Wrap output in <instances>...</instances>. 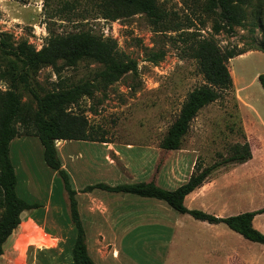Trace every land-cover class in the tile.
Segmentation results:
<instances>
[{
  "label": "rangeland",
  "instance_id": "374dc122",
  "mask_svg": "<svg viewBox=\"0 0 264 264\" xmlns=\"http://www.w3.org/2000/svg\"><path fill=\"white\" fill-rule=\"evenodd\" d=\"M157 2L164 13L161 22L153 21L145 13L107 19L99 14L95 0H28L26 3L0 0V33H7L13 43L27 41L40 49L51 35L86 30L114 39L124 58L135 61L136 67L119 80L106 87L99 85L92 96H84L70 106L73 112L87 116L91 130L98 137L116 144L120 151L80 152L81 156L73 159L58 153L64 168L69 164L78 170L85 163L89 169L87 180L77 173L76 182L115 184L138 182L146 177L175 186L187 179L197 166L205 168L216 163L206 181L210 183L205 191H219L224 199L222 215H227L230 209H227L226 199L232 193L228 189V174L242 163L224 162V159L232 154L233 145L248 140L250 133L264 135V125L256 124L254 119L260 115L253 113L256 108L264 118V88L258 78L264 73V52L261 51L264 47V0H253L246 6L248 15L242 25L232 30L223 28L218 33L213 31L218 14L205 10L206 0ZM196 36L213 37L222 48L251 53L229 60L236 79L233 87L199 111L180 149L164 150L160 143L176 120L187 94L204 83L197 60L189 50ZM11 60L21 66L18 59L0 52V90L11 84V79L5 75ZM102 68L101 63L90 59L74 65L59 60L54 67H42L31 78L32 85L40 94L68 88L93 79ZM18 92L22 103L34 109L36 103L22 83ZM244 94L249 98L248 105L251 103L255 108L244 106L247 104L241 97ZM20 132L11 141L10 154L18 177V194L27 198L31 207L21 214L22 225L8 238L0 264H70V255L73 264L70 246L76 229L62 179L46 165L40 154L42 144L38 137L22 134L23 128ZM56 147H60L59 140ZM168 176L171 179L167 181L165 177ZM221 178L223 181L212 182ZM71 182L73 185L72 178ZM215 204L207 203L208 206ZM215 212L213 214L220 215ZM184 216L197 223H207L189 214ZM36 224L60 237L56 253L36 248L53 243ZM191 228L200 232L202 238L186 239L190 245H197L191 247L196 251V258L188 264H254L249 257L258 251L224 223L213 228L202 224ZM149 234L143 229L133 232L124 238V248L129 252L136 250L140 264H162V260L152 254L155 241ZM191 250L183 255L187 262Z\"/></svg>",
  "mask_w": 264,
  "mask_h": 264
},
{
  "label": "trees",
  "instance_id": "16d2710c",
  "mask_svg": "<svg viewBox=\"0 0 264 264\" xmlns=\"http://www.w3.org/2000/svg\"><path fill=\"white\" fill-rule=\"evenodd\" d=\"M27 2L28 0H18ZM102 17L116 20L136 13H145L155 22H161L164 13L157 0H95ZM253 0H206L205 10L218 14L213 31L223 28L232 30L240 26L247 18L246 6ZM192 57L197 60L204 83L194 87L186 96L176 120L169 127L160 143V148L174 151L181 148L182 139L189 131L192 120L199 111L219 99L225 91L233 87L234 80L229 60L246 53L222 48L213 37L196 36L189 45ZM264 52V47L261 48ZM0 52L4 56H13L21 62L10 61L5 71L11 84L0 90V256L13 231L21 224V214L30 209L29 200L17 192L18 177L10 154L11 141L18 136L20 128L25 135L37 136L43 146V158L48 167L56 171L62 179L69 201L70 217L76 229V238L72 249L74 264H96L91 257L86 231L81 219L76 189L71 176L63 167L56 147L57 140L106 141L91 130L88 118L83 113L70 110L84 96H92L98 86H108L116 82L126 72L134 69L136 63L124 58L114 39L104 38L90 31L81 30L66 35H51L40 49L27 41L13 43L7 33H0ZM83 59L102 64L91 80H85L68 88L49 90L43 94L36 91L31 78L45 66H56L59 60L74 65ZM264 88V73L259 74ZM22 83L35 103L31 108L22 103L18 86ZM253 151L249 140L236 143L232 154L224 162L244 163L251 159ZM216 163L200 168L196 167L189 178L174 189L161 186L157 179L110 185L104 182L88 185L83 190L95 188L111 192L136 194L142 197L156 198L167 202L173 209L190 214L196 219L217 224L224 223L243 237L264 244V234L254 228L252 220L255 214L264 212V207L255 211H246L235 215L219 216L201 209H190L185 205V197L201 187L208 179Z\"/></svg>",
  "mask_w": 264,
  "mask_h": 264
},
{
  "label": "crops",
  "instance_id": "0c3cea01",
  "mask_svg": "<svg viewBox=\"0 0 264 264\" xmlns=\"http://www.w3.org/2000/svg\"><path fill=\"white\" fill-rule=\"evenodd\" d=\"M248 53L251 52L236 57ZM232 76L234 82H236L233 73ZM241 97L244 102L245 100L246 102L249 100L245 94L241 95ZM244 104L247 108L249 105L250 109L255 108L251 103H249V105L248 102L247 104ZM254 110L253 113H259L260 115V118L257 115V118H254L257 122L256 124L264 125L262 114L258 112L256 108ZM252 116H254V114ZM248 140L253 151L252 158L245 163L239 164L228 174V189L232 192L226 199L228 201L227 209H230L228 214L222 215L224 210L222 200L224 199L218 193L219 191L215 192L213 190L206 193L205 188L210 182H205L201 187L195 189L185 197L184 202L188 208H200L201 210L212 214L216 211L215 213H220L222 216H229L246 211H255L264 207V135L260 137L258 134L250 133ZM59 144L60 147H57L58 153L63 155V157L68 156L72 159L74 157L79 158L81 156L80 152L90 153L91 151H94L96 153L100 152L101 154H106L111 149L118 153L120 152L117 145L109 141L59 140ZM26 153H24V155L27 156L28 153ZM41 153L43 155V146L42 148L40 146V154ZM81 162L83 163V161ZM82 166V168L77 170L67 164L65 165V169L70 174L73 180V187L77 191L76 197L78 208L86 231L88 251L96 264H140L136 258L137 251L134 249L131 252L125 250L123 240L133 232L141 229L148 231L150 233L149 237L154 239L155 245L153 246L152 254L154 257L161 259L162 264H188L196 258V251L191 248L196 244L192 243L190 245V243L185 242L186 239L194 238L196 240L198 236L199 238H202L200 232L195 228H191V226L195 227L197 224H202V226L206 225L213 228V226L220 224H213L207 221H205L207 223H197V221L188 219L182 213H175L167 202L156 198L142 197L136 194L111 192L100 188H95L91 191H84L83 189L86 186L103 181L76 182L75 177L77 173L82 175L83 180H87L89 169L85 166V163H83ZM163 175L165 176L164 171ZM165 179L168 181L171 177L168 176V178L165 177ZM187 179L175 186H167V182H162L161 180L158 181V183L165 188L174 189L184 183ZM146 180L149 179L145 177L142 181ZM134 181L136 182V180ZM219 181H223V179H214L212 182ZM104 183L110 185L120 184L106 181ZM187 202L190 204L187 205ZM208 202L216 204L208 206ZM144 204L147 206H141ZM236 209L239 210L236 211ZM29 219L33 220L32 218ZM252 224L254 228L264 234V212L255 214ZM35 226L39 227L45 235H48L50 240H53L51 245H37L36 248L41 250L50 249L53 250V253H56L55 249L61 242L60 237L56 234L47 232L38 224ZM88 230L89 233L87 232ZM139 237L140 235L136 238L138 239ZM240 237L258 251L255 254H250L249 259H251L254 264H264V244L251 241L243 237L241 234ZM75 238L76 235L71 242L70 250L73 249ZM137 239L135 242L137 241V244H139ZM181 240H183V243ZM109 244H112V247L109 248ZM189 250H191L189 256L190 260L187 262L183 255ZM34 264H38V262ZM70 264H72L71 255Z\"/></svg>",
  "mask_w": 264,
  "mask_h": 264
}]
</instances>
